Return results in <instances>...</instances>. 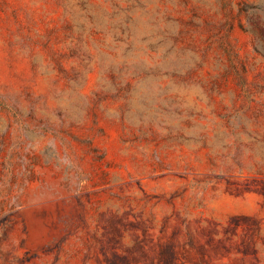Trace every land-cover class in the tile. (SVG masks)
<instances>
[{"label":"rangeland","instance_id":"rangeland-1","mask_svg":"<svg viewBox=\"0 0 264 264\" xmlns=\"http://www.w3.org/2000/svg\"><path fill=\"white\" fill-rule=\"evenodd\" d=\"M0 264H264V0H0Z\"/></svg>","mask_w":264,"mask_h":264}]
</instances>
